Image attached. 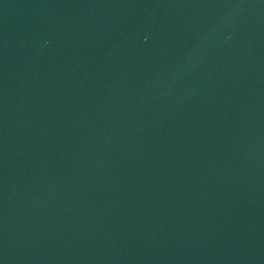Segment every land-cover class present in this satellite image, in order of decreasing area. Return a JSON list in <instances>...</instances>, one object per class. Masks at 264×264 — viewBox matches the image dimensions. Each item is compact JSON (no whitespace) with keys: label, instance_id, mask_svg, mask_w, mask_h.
<instances>
[{"label":"water","instance_id":"95a60500","mask_svg":"<svg viewBox=\"0 0 264 264\" xmlns=\"http://www.w3.org/2000/svg\"><path fill=\"white\" fill-rule=\"evenodd\" d=\"M0 264H264V0H0Z\"/></svg>","mask_w":264,"mask_h":264}]
</instances>
